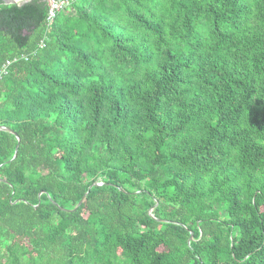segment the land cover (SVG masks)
<instances>
[{
  "label": "trees",
  "instance_id": "1",
  "mask_svg": "<svg viewBox=\"0 0 264 264\" xmlns=\"http://www.w3.org/2000/svg\"><path fill=\"white\" fill-rule=\"evenodd\" d=\"M60 1H0V264H264V0Z\"/></svg>",
  "mask_w": 264,
  "mask_h": 264
},
{
  "label": "built area",
  "instance_id": "2",
  "mask_svg": "<svg viewBox=\"0 0 264 264\" xmlns=\"http://www.w3.org/2000/svg\"><path fill=\"white\" fill-rule=\"evenodd\" d=\"M49 4L51 6L50 8V18L54 17L56 14V10L60 9L63 4L64 1H60V0H48ZM11 63V60H7L6 63L0 68V79L7 73L8 71V65Z\"/></svg>",
  "mask_w": 264,
  "mask_h": 264
},
{
  "label": "water",
  "instance_id": "3",
  "mask_svg": "<svg viewBox=\"0 0 264 264\" xmlns=\"http://www.w3.org/2000/svg\"><path fill=\"white\" fill-rule=\"evenodd\" d=\"M1 2L3 3H6V4H10V3H19V4H23L27 1H30V0H0ZM0 129H9L11 130L12 132H14L12 129L6 127V126H0ZM17 152L18 150L16 151L15 155H14V158L17 156ZM99 184H102V183H99ZM82 202V200L80 201V203ZM152 212V210H151ZM193 238V235H191V239Z\"/></svg>",
  "mask_w": 264,
  "mask_h": 264
}]
</instances>
